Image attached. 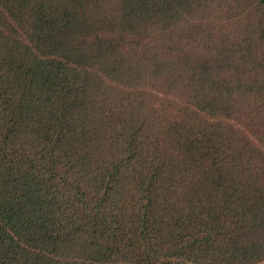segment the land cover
I'll list each match as a JSON object with an SVG mask.
<instances>
[{"label": "trees", "instance_id": "16d2710c", "mask_svg": "<svg viewBox=\"0 0 264 264\" xmlns=\"http://www.w3.org/2000/svg\"><path fill=\"white\" fill-rule=\"evenodd\" d=\"M0 264H264V0H0Z\"/></svg>", "mask_w": 264, "mask_h": 264}]
</instances>
